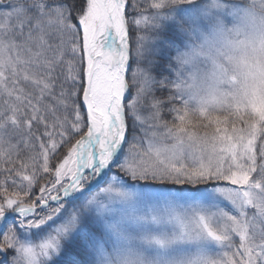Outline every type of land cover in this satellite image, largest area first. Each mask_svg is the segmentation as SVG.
Masks as SVG:
<instances>
[{
  "label": "snow or ice",
  "instance_id": "obj_1",
  "mask_svg": "<svg viewBox=\"0 0 264 264\" xmlns=\"http://www.w3.org/2000/svg\"><path fill=\"white\" fill-rule=\"evenodd\" d=\"M258 9L0 0V264H264Z\"/></svg>",
  "mask_w": 264,
  "mask_h": 264
},
{
  "label": "clouds",
  "instance_id": "obj_2",
  "mask_svg": "<svg viewBox=\"0 0 264 264\" xmlns=\"http://www.w3.org/2000/svg\"><path fill=\"white\" fill-rule=\"evenodd\" d=\"M247 3H251V0H247ZM258 12L260 14V16H264V10L258 9ZM257 23L259 24V21H257Z\"/></svg>",
  "mask_w": 264,
  "mask_h": 264
}]
</instances>
